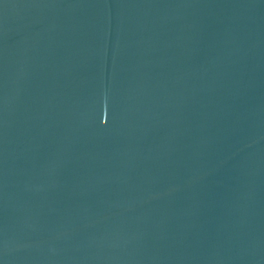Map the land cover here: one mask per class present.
<instances>
[{
  "label": "water",
  "instance_id": "95a60500",
  "mask_svg": "<svg viewBox=\"0 0 264 264\" xmlns=\"http://www.w3.org/2000/svg\"><path fill=\"white\" fill-rule=\"evenodd\" d=\"M0 264H264V0H0Z\"/></svg>",
  "mask_w": 264,
  "mask_h": 264
}]
</instances>
